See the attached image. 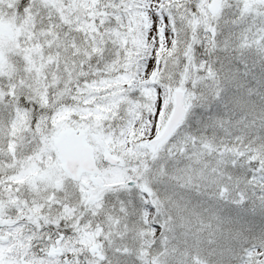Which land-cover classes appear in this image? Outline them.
I'll return each instance as SVG.
<instances>
[{
  "label": "snow or ice",
  "instance_id": "obj_1",
  "mask_svg": "<svg viewBox=\"0 0 264 264\" xmlns=\"http://www.w3.org/2000/svg\"><path fill=\"white\" fill-rule=\"evenodd\" d=\"M0 264H264V0H0Z\"/></svg>",
  "mask_w": 264,
  "mask_h": 264
}]
</instances>
